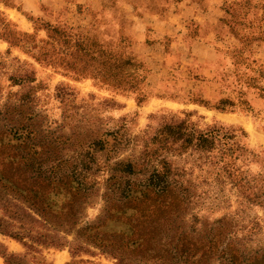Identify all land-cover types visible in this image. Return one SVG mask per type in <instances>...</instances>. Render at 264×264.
<instances>
[{
    "label": "rangeland",
    "instance_id": "374dc122",
    "mask_svg": "<svg viewBox=\"0 0 264 264\" xmlns=\"http://www.w3.org/2000/svg\"><path fill=\"white\" fill-rule=\"evenodd\" d=\"M73 1L0 0V170L8 176L0 175V264H123L90 245L72 252L59 244L63 236L81 242L76 230L103 220L108 173L96 166L138 160L167 122L233 129L247 150L240 170L264 179V0ZM131 6L183 17L164 27L148 19L139 49ZM127 58L130 65L117 64ZM21 126L31 132H14ZM95 141L106 147L95 150L93 192L62 223L58 188L52 209L32 203L37 165L70 175ZM171 160L191 185L175 229L201 242L227 223L242 252L264 247V207L215 179L200 154ZM201 252L166 264H223L217 252Z\"/></svg>",
    "mask_w": 264,
    "mask_h": 264
},
{
    "label": "trees",
    "instance_id": "16d2710c",
    "mask_svg": "<svg viewBox=\"0 0 264 264\" xmlns=\"http://www.w3.org/2000/svg\"><path fill=\"white\" fill-rule=\"evenodd\" d=\"M117 64L130 65L131 61L129 58L118 59ZM13 130L31 132L25 126ZM18 133L24 137L22 132ZM153 142L158 146L141 152L138 160L96 166V170L108 173L103 195V220L85 223L78 228L76 235L81 242L72 243L63 236L59 245L72 246V252H86L90 245L123 264L131 259L156 260L166 264L175 257L195 258L197 254L194 253L199 248L204 257L217 252L223 264H264V247L242 252L235 244L234 231L227 229V223L201 242L191 241L186 231L175 229L173 225L177 215L187 210L191 199V185L183 179L185 172L171 160L184 154H200L205 166L216 170L215 179L222 178L221 182L231 183L240 194L245 195L246 202L264 207V179L261 174H256L249 180L240 170L237 161L245 158L247 150L236 141L233 129L211 126L199 132L186 120L180 119L164 123ZM173 145L177 146L173 148ZM105 147V141L90 143L88 151L80 154L77 166L70 175L59 173L54 167L41 168L38 164L39 170H35L37 176L30 184L32 203L52 209L54 202L49 194L58 188L63 196L58 217L62 223L71 221L74 208L84 203L93 192L94 181L90 176L94 173L95 150L102 151ZM8 157L12 158L11 155ZM0 175L8 179L6 172L0 170Z\"/></svg>",
    "mask_w": 264,
    "mask_h": 264
},
{
    "label": "crops",
    "instance_id": "0c3cea01",
    "mask_svg": "<svg viewBox=\"0 0 264 264\" xmlns=\"http://www.w3.org/2000/svg\"><path fill=\"white\" fill-rule=\"evenodd\" d=\"M73 2L76 3L77 0H74ZM130 8H131L132 11L136 12V15L134 16V18L137 19V20H135V25H134L135 31L134 30L133 31H134V33L136 35V40L139 42L138 43L139 45H137V48H139V49L140 48L143 49V45H142L141 42L145 41V34L143 36L140 35L139 28H140V31L143 30V31L146 32V30H147L146 29V26H147L146 21L148 19H151V21L154 22L155 27H164V26H168L169 25L170 17L172 18V16H173V19H175L176 21L181 20L182 17H183V14H179L178 13V14H173L172 15L171 11L167 10V11L164 12L163 16L158 18L156 15L149 14V12L143 11L142 9H139V8H138V10L141 11V13H137V11L135 10L134 6H131ZM183 19H185V18H183ZM142 26H143V28H142ZM202 57H203L202 58L203 60H208L211 57V55H210L209 52H207V54L203 55Z\"/></svg>",
    "mask_w": 264,
    "mask_h": 264
}]
</instances>
